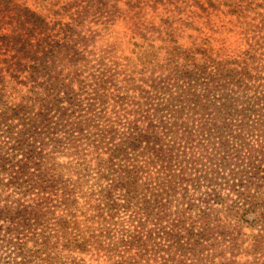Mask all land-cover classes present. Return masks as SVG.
Listing matches in <instances>:
<instances>
[{
  "label": "trees",
  "instance_id": "1",
  "mask_svg": "<svg viewBox=\"0 0 264 264\" xmlns=\"http://www.w3.org/2000/svg\"><path fill=\"white\" fill-rule=\"evenodd\" d=\"M65 9L53 8L50 14L60 16ZM35 17L36 25L47 26L49 14ZM166 24L170 27L173 22L166 19ZM48 39L40 38L24 53L17 49L11 59L0 61L4 65L0 67V127L16 118L25 127L37 124L30 135L28 128H0V138L16 141L10 148L19 150L28 143L24 156L16 158L6 152L0 140V264H87L82 254L107 251L113 259L119 246L122 251L117 264H150L156 258L161 264L170 260L205 264L201 263L204 253L198 248L216 237L229 246L211 252V264L217 258V264H257L245 256L260 255L264 250V114L256 106L264 99V90L259 92L251 84V70L235 66V60L218 62L221 68L199 94L192 76L185 85L156 86L160 96H167L166 102L163 97L161 103L156 96H147V90L143 96L147 100L132 102L130 115H125L130 120L110 118L97 125L105 116L80 118L73 122V132L67 138L71 144L48 150L52 145L46 140L58 137L57 132H49L54 124L52 115L67 117L57 97L63 91L71 96L73 106L78 70L86 66L83 53L71 55L53 49ZM145 41L141 44L146 56L162 53L163 46ZM163 41L172 42L168 37ZM173 43L170 56L182 54V47L175 40ZM42 44L50 46L52 58L47 62ZM40 52L43 55L39 56ZM29 59L34 63H25ZM185 59L192 61L196 56L187 51ZM55 60L58 62L52 63ZM150 61L160 63L158 56ZM205 68L208 66H201L202 71ZM27 70L34 83L31 97L23 95L25 90L18 86L27 87L26 80H18ZM94 79L97 95L105 81L98 76ZM211 90L219 92V97L208 101ZM149 98L155 100L154 113L143 109ZM170 107L172 121H167ZM158 114L160 125L153 119ZM19 131L21 136L14 137ZM249 134L257 136L255 145L246 142ZM201 185L209 190L197 203L190 191H198ZM3 187H15L19 198L9 194L2 199ZM118 192L120 198L115 197ZM124 205L134 209L128 218L120 216ZM223 211L227 220L214 221L215 214ZM82 215L87 216L84 221ZM32 222L40 232L36 248L29 250L17 233ZM245 223L256 226L258 233L245 234L241 230ZM116 228L122 231L121 236H116ZM13 234L17 250L15 257L7 260L5 248L13 243ZM248 239L253 241L250 252L244 250Z\"/></svg>",
  "mask_w": 264,
  "mask_h": 264
},
{
  "label": "rangeland",
  "instance_id": "2",
  "mask_svg": "<svg viewBox=\"0 0 264 264\" xmlns=\"http://www.w3.org/2000/svg\"><path fill=\"white\" fill-rule=\"evenodd\" d=\"M62 7L67 9L60 16L50 14L51 9ZM37 14H49V17L45 19L46 27L36 25ZM166 19L172 21L173 25L167 26ZM167 37L172 41L171 43H164L163 39ZM40 38H49L52 42L51 46L54 45L53 49L60 48L63 53L69 52L74 55L81 52L86 60V66L82 67L81 62L79 65L82 68L78 70L80 76L75 82L77 94L75 101L71 103L73 106H70L71 96L63 91H60L57 97V103L67 117H60L62 114L52 115L54 124L49 132H57L58 137H54V140H46L52 145L48 150H51L54 145L69 146L71 141L67 138L73 132V122L80 118L84 120L94 114L105 116L99 119L97 125L106 123L110 118L126 122L128 117L125 118V115H130L129 111L134 106L132 102L147 100L143 97L147 95L145 93L147 90L150 91L147 96L154 95L159 102H161L160 97H163L166 102L167 96H160L161 92L156 89V86L165 89L174 82L185 85L192 76L197 83V94L203 93L202 90L207 88L205 83L213 79L214 73L221 68L217 64L221 61L235 60L237 61L234 63L235 66L251 70V75L254 77L251 84H255L259 92L264 90V0H0V61L3 58L11 59L17 54V49L19 53H24L26 47L31 43L37 44ZM174 40L182 47L183 53L178 55L176 53L174 57H171L169 52H172ZM144 41L163 46L162 53H153V55L148 53L149 55L146 56L141 44ZM42 47L45 53H48V59H45L47 62L52 58L47 49L50 46L42 44ZM150 51L155 52L152 49ZM187 51H190L194 58L196 56V61L185 59ZM40 55H43L42 52ZM157 56L160 63H152L150 59L155 60ZM57 62L55 60L52 63ZM25 63L33 64L34 61L29 59ZM156 64L163 67L160 69ZM202 65H207L208 68L202 71ZM2 66H4L3 63H0V67ZM229 66L233 67L232 64ZM31 76L30 71L27 70L18 78L28 82L27 87L20 84L18 86L25 90L23 95L29 97L33 95L30 90L34 85ZM95 76L105 81V87L97 94L102 95L100 98L104 99V103L100 98H96V92L93 90L96 86ZM136 86L142 87L138 89ZM163 89L161 90L164 91ZM211 91L208 93V101L219 97V92ZM128 99H130L129 103H127ZM120 100L126 102L122 103ZM154 101L149 98V104L144 105L143 109L148 108L150 113H154ZM256 106L260 109V114H264V99ZM170 109L171 107L166 112L167 121H172ZM160 115L152 116L155 123L159 125ZM36 127L37 124L34 122L25 127L20 118H16L0 128L4 130L28 128L27 132L30 135ZM38 131L43 133L42 130ZM21 134L22 132L19 131L14 137H19ZM43 135L46 136L44 133ZM245 137L246 142L255 145L256 135L249 134ZM0 140L6 152L13 154L16 158L23 157L27 151L28 143L24 144L22 149L14 150L10 147L16 146V141L3 136ZM35 142L38 144L39 139ZM216 142L217 140L215 144ZM233 144H235L234 141ZM199 151L203 152L202 149ZM208 190L205 185H201L198 191H190V197L199 203L205 198ZM2 191L4 200L9 194L14 199L19 198L15 187L9 189L3 187ZM115 197L120 198L119 192ZM215 207L219 208L218 205ZM133 212L134 209L127 205L120 207V216L123 218L130 217ZM85 218L87 216L82 215L80 219L84 221ZM218 220H227L224 211L215 214L214 221L218 222ZM5 227H7L6 224ZM253 227L256 228L251 223H245L241 230L245 234L258 233V229ZM39 232V226L32 222L22 232L17 233V239L25 243L27 249H35ZM115 234L121 236L122 231L116 228ZM10 239L14 241L5 248L7 251L5 255L10 258L7 260L14 258L17 250L15 248L18 241H15V235H11ZM107 240L109 241L108 238ZM220 240V237H216L202 243L203 245L198 248L204 253L201 263L211 264V252L229 246L224 245ZM252 242L248 239L244 250L250 252L253 248ZM120 251H122L121 246L113 251V259L108 258L110 252L107 251L87 252L82 256L87 264H106L107 262L117 264L120 260ZM200 252L197 251V254ZM167 254L170 253H166V256ZM228 257L229 254L224 259ZM245 257L257 264H264V250L260 255ZM219 259L213 260L214 264H217ZM170 261L168 264H175ZM149 263L161 264L162 261L156 258Z\"/></svg>",
  "mask_w": 264,
  "mask_h": 264
}]
</instances>
